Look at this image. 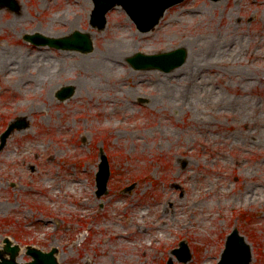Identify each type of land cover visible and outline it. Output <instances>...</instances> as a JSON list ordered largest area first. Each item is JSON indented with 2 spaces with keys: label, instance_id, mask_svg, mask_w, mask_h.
Segmentation results:
<instances>
[{
  "label": "rangeland",
  "instance_id": "rangeland-1",
  "mask_svg": "<svg viewBox=\"0 0 264 264\" xmlns=\"http://www.w3.org/2000/svg\"><path fill=\"white\" fill-rule=\"evenodd\" d=\"M16 2L0 8V136L23 116L30 127L0 150V248L11 239L21 262L36 246L59 264H183L186 241L187 264H217L237 226L264 264V0H185L149 33L121 7L92 27V0ZM76 31L92 52L24 40ZM184 47L195 61L170 73L128 63Z\"/></svg>",
  "mask_w": 264,
  "mask_h": 264
},
{
  "label": "water",
  "instance_id": "water-1",
  "mask_svg": "<svg viewBox=\"0 0 264 264\" xmlns=\"http://www.w3.org/2000/svg\"><path fill=\"white\" fill-rule=\"evenodd\" d=\"M185 0H93L94 10L91 16V25L99 30H103L107 24V13L116 6L122 7L129 17L136 24L138 30L142 33L152 31L164 17L166 11L177 4L183 3ZM218 1V0H213ZM9 7L11 10L17 8L16 0H0V7ZM25 40L37 46H50L64 50H76L82 53H89L94 50V44L88 34L75 32L68 39H54L41 34L26 35ZM187 51L180 48L171 52L160 54H142L138 53L128 59L129 64L135 70L152 71L158 70L165 73L172 72L175 68L181 67L187 59ZM75 89L73 87H65L57 93L60 101H66L73 97ZM29 127L28 119L18 118L12 122L8 130L1 135V146H6L7 140L12 133L22 131ZM110 165L108 157L101 150V163L99 172L96 176L97 196L101 197L108 192V181L110 178ZM5 246L0 250V264H19L17 258L20 254V247L12 246L9 239L4 240ZM57 250L45 253L39 249L29 247L27 254L32 256L33 261L25 264H58L56 259ZM179 262L187 264L191 259V253L188 244L185 241L180 243V247L173 251ZM9 255V257H4ZM174 259L170 258L167 264H174ZM252 250L248 245L244 236L240 235L238 229L227 237L225 248L221 254V258L217 264H251Z\"/></svg>",
  "mask_w": 264,
  "mask_h": 264
},
{
  "label": "bare ground",
  "instance_id": "bare-ground-1",
  "mask_svg": "<svg viewBox=\"0 0 264 264\" xmlns=\"http://www.w3.org/2000/svg\"><path fill=\"white\" fill-rule=\"evenodd\" d=\"M73 29H74V28H73ZM43 35H44V34H43ZM46 35H48V34H45V36H46ZM48 37H49V36H48ZM184 48L187 50V52H188V56H189V50H188L186 47H184ZM148 52L151 53V51H148ZM113 55L116 56L117 58H120L122 54L118 53V51H114V54H113ZM188 56H187V57H188ZM188 60H189V57H188V59L186 60V63H188V66H191L192 61H190V60H194L193 57H191V59L189 60L190 62H189ZM194 61H195V60H194ZM180 72H181V71H180Z\"/></svg>",
  "mask_w": 264,
  "mask_h": 264
}]
</instances>
